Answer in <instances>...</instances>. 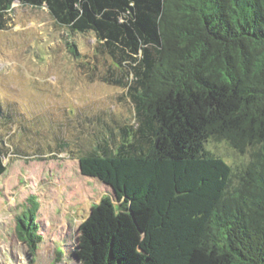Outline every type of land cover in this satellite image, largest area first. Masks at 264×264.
<instances>
[{"label": "trees", "instance_id": "1", "mask_svg": "<svg viewBox=\"0 0 264 264\" xmlns=\"http://www.w3.org/2000/svg\"><path fill=\"white\" fill-rule=\"evenodd\" d=\"M14 2L91 33L111 62L100 80L132 107L75 157L118 201L80 224L77 264H264V0H0V28ZM29 201L16 229L33 256Z\"/></svg>", "mask_w": 264, "mask_h": 264}, {"label": "rangeland", "instance_id": "2", "mask_svg": "<svg viewBox=\"0 0 264 264\" xmlns=\"http://www.w3.org/2000/svg\"><path fill=\"white\" fill-rule=\"evenodd\" d=\"M95 46L91 33L58 26L45 7L14 2L0 28V104L10 114H0L10 150L0 176V264H77L78 228L92 206L103 196L118 203L108 185L80 172L75 158L96 134L133 123L125 90L100 80L111 62ZM208 148L232 156L223 143ZM29 198L38 204L41 237L33 256L16 229Z\"/></svg>", "mask_w": 264, "mask_h": 264}, {"label": "water", "instance_id": "3", "mask_svg": "<svg viewBox=\"0 0 264 264\" xmlns=\"http://www.w3.org/2000/svg\"><path fill=\"white\" fill-rule=\"evenodd\" d=\"M80 169V168H79Z\"/></svg>", "mask_w": 264, "mask_h": 264}]
</instances>
